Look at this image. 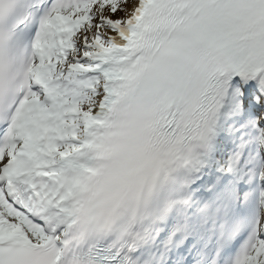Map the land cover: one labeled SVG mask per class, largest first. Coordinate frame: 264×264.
Returning <instances> with one entry per match:
<instances>
[{
  "label": "snow or ice",
  "instance_id": "obj_1",
  "mask_svg": "<svg viewBox=\"0 0 264 264\" xmlns=\"http://www.w3.org/2000/svg\"><path fill=\"white\" fill-rule=\"evenodd\" d=\"M0 264H264V0H0Z\"/></svg>",
  "mask_w": 264,
  "mask_h": 264
}]
</instances>
